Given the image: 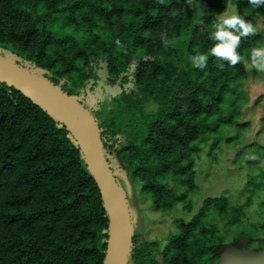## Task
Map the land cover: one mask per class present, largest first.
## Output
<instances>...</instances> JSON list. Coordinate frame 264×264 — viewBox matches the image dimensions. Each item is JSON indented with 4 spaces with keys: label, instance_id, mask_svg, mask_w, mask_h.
Wrapping results in <instances>:
<instances>
[{
    "label": "trees",
    "instance_id": "obj_1",
    "mask_svg": "<svg viewBox=\"0 0 264 264\" xmlns=\"http://www.w3.org/2000/svg\"><path fill=\"white\" fill-rule=\"evenodd\" d=\"M232 2L257 28L241 39L242 60L220 70L209 56L204 69L191 67L187 55L211 47V21ZM263 12L247 0H0V58L87 112L119 187L128 179L156 211L181 204L189 214L164 243L146 239L131 220L128 264L254 262L243 222L264 193V145L247 141L240 114L249 50L264 43ZM161 31L173 45L162 46ZM221 142L243 144L235 164L247 170L237 185L244 199L207 196L193 211L196 163ZM253 226L264 233V224ZM108 242L109 215L75 136L0 81V264H104Z\"/></svg>",
    "mask_w": 264,
    "mask_h": 264
},
{
    "label": "rangeland",
    "instance_id": "obj_2",
    "mask_svg": "<svg viewBox=\"0 0 264 264\" xmlns=\"http://www.w3.org/2000/svg\"><path fill=\"white\" fill-rule=\"evenodd\" d=\"M225 11L229 13L237 11L235 4L230 3ZM259 25L260 27L264 26V12L260 17ZM248 64L252 66L250 62ZM244 87L247 102L242 109L240 119L249 123V129L244 131V135L247 137V141H258L264 145V133L261 132V119L264 116V72L257 71L252 67ZM147 107L152 109L154 104L149 103ZM242 147V143L228 146L225 142H221L211 152L208 150L209 154H204L202 158L198 159L196 163L198 189L189 193L193 199V211L199 208L207 196L226 193L233 200L244 199L240 188L246 181L247 170L246 168L241 169L235 164L236 154ZM262 165L264 166V159H262ZM120 188L126 197L130 218L135 228L146 239H157L164 243L167 235L176 231V220L189 217V214L181 210V204H178L170 213L163 214L156 211L151 201L141 192L139 185L128 179L120 182ZM263 201L264 193L261 198L255 199L243 222L244 228L253 237L250 251L246 255H251L254 251L255 259L254 262L248 260V264H264L261 262L264 261V242L259 244L256 240L258 237H264V233L257 232L258 229L256 230L253 226V224L256 226L264 224ZM235 236L234 233L226 234L227 239H233ZM236 242L238 244L245 243L247 237L243 235Z\"/></svg>",
    "mask_w": 264,
    "mask_h": 264
},
{
    "label": "water",
    "instance_id": "obj_3",
    "mask_svg": "<svg viewBox=\"0 0 264 264\" xmlns=\"http://www.w3.org/2000/svg\"><path fill=\"white\" fill-rule=\"evenodd\" d=\"M0 81L24 93L67 125L77 139L99 185L109 215V242L104 264H128L132 242L129 207L105 158L98 129L87 112L54 85L0 58Z\"/></svg>",
    "mask_w": 264,
    "mask_h": 264
},
{
    "label": "clouds",
    "instance_id": "obj_4",
    "mask_svg": "<svg viewBox=\"0 0 264 264\" xmlns=\"http://www.w3.org/2000/svg\"><path fill=\"white\" fill-rule=\"evenodd\" d=\"M247 3L258 8L264 5V0H247ZM256 32V26L237 11L230 13L222 11L216 14L207 32V38L212 42L211 47L206 51L188 54L187 61L196 69H204L209 56L218 58L215 64L220 70L225 68V62L228 66L236 65L242 60L237 51L241 39L252 36ZM159 39L164 48L174 44V40L169 37L167 31H161ZM248 61L257 71L264 72V45L252 47L249 50Z\"/></svg>",
    "mask_w": 264,
    "mask_h": 264
}]
</instances>
